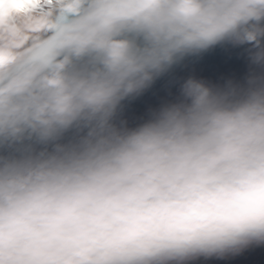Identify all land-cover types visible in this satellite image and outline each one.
Returning a JSON list of instances; mask_svg holds the SVG:
<instances>
[{
  "label": "clouds",
  "instance_id": "clouds-1",
  "mask_svg": "<svg viewBox=\"0 0 264 264\" xmlns=\"http://www.w3.org/2000/svg\"><path fill=\"white\" fill-rule=\"evenodd\" d=\"M20 3L0 0V264H192L264 245V72L189 76L142 123L119 118L218 43H253L264 64V0Z\"/></svg>",
  "mask_w": 264,
  "mask_h": 264
},
{
  "label": "water",
  "instance_id": "water-1",
  "mask_svg": "<svg viewBox=\"0 0 264 264\" xmlns=\"http://www.w3.org/2000/svg\"><path fill=\"white\" fill-rule=\"evenodd\" d=\"M260 47L264 48V39ZM258 48L253 43L224 41L197 55L189 56L171 71L159 77L141 94L122 101L119 118L128 127H135L148 119L153 110L174 101L179 96L180 84L189 76L203 79L210 84L224 85L229 80L244 83L252 74L264 72V64H257L253 56ZM192 264H264V245L251 246L239 255L224 259L203 258Z\"/></svg>",
  "mask_w": 264,
  "mask_h": 264
},
{
  "label": "snow or ice",
  "instance_id": "snow-or-ice-1",
  "mask_svg": "<svg viewBox=\"0 0 264 264\" xmlns=\"http://www.w3.org/2000/svg\"><path fill=\"white\" fill-rule=\"evenodd\" d=\"M53 2L54 0H21L19 9L24 13L43 12L45 7L51 6Z\"/></svg>",
  "mask_w": 264,
  "mask_h": 264
},
{
  "label": "rangeland",
  "instance_id": "rangeland-1",
  "mask_svg": "<svg viewBox=\"0 0 264 264\" xmlns=\"http://www.w3.org/2000/svg\"><path fill=\"white\" fill-rule=\"evenodd\" d=\"M2 55L4 56L5 60L9 58V54L7 52L2 53Z\"/></svg>",
  "mask_w": 264,
  "mask_h": 264
}]
</instances>
